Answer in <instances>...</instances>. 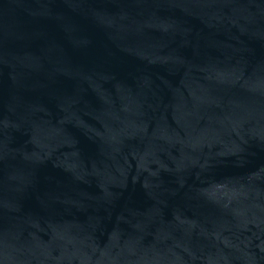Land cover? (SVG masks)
I'll return each mask as SVG.
<instances>
[{"label":"water","instance_id":"95a60500","mask_svg":"<svg viewBox=\"0 0 264 264\" xmlns=\"http://www.w3.org/2000/svg\"><path fill=\"white\" fill-rule=\"evenodd\" d=\"M0 264H264V0H0Z\"/></svg>","mask_w":264,"mask_h":264}]
</instances>
